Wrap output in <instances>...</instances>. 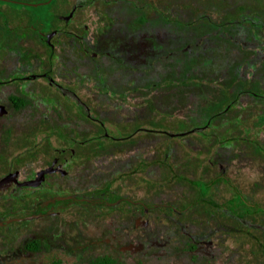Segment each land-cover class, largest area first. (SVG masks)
I'll return each mask as SVG.
<instances>
[{
	"label": "rangeland",
	"instance_id": "1",
	"mask_svg": "<svg viewBox=\"0 0 264 264\" xmlns=\"http://www.w3.org/2000/svg\"><path fill=\"white\" fill-rule=\"evenodd\" d=\"M22 3L8 6L35 16L46 27L45 0ZM58 4L55 11L62 16L74 5L81 6L67 22H54L72 33L59 34L65 43L53 51L51 76L92 111L97 106L92 115L104 126L90 123L72 99L46 80L28 83L30 98L11 84L0 92V101L16 94L27 104L9 108L0 119V173L16 155L23 168L19 179L29 177L56 150L72 148L74 159L87 156L80 167H71L65 184L78 175L83 185H122L127 177L133 191L146 188L148 197L158 193L178 207L193 198L199 180H206L208 163L221 164L248 201L264 208V0H58ZM74 34L82 35L81 48ZM11 41L14 45L4 41L0 47V57L7 59L1 76H10L21 62L25 73L44 70L48 56L44 42L34 35L28 49L25 41L14 37ZM240 89L248 93L238 97ZM235 98V105L224 109ZM209 116L208 127L194 131L207 124ZM104 132L114 138L133 134L130 140L115 143L104 138ZM71 137L93 139L78 146L70 144ZM211 188L209 195L216 201L230 196L222 183ZM7 193H0V201L13 206L27 198L25 188L10 198ZM203 210L191 212L187 222L195 234L213 239L215 257L172 247L175 264H264V216L237 222Z\"/></svg>",
	"mask_w": 264,
	"mask_h": 264
},
{
	"label": "flooded vegetation",
	"instance_id": "2",
	"mask_svg": "<svg viewBox=\"0 0 264 264\" xmlns=\"http://www.w3.org/2000/svg\"><path fill=\"white\" fill-rule=\"evenodd\" d=\"M0 2V47L4 41L14 45L11 41L14 37L17 41H25L29 49L36 35L48 50L44 70L36 74L25 73L21 62L10 76H1L4 75L3 65L7 59L0 57V92L16 84L20 92H25L24 96L30 98L31 92L26 88L28 83L37 79L46 80L49 87L72 99L79 113H84L90 123L99 129L103 128L104 124L99 117L92 115L98 107L94 106L92 111L93 107L82 102L72 89L62 86L51 76L54 70L53 51L57 44L65 43L61 42L59 34L72 33L55 27L54 22H67L81 4L74 5L67 16H62L55 11L59 5L58 0H45L44 4L49 6V15L44 27L35 16L8 6L23 5L22 0ZM81 38L82 35H73L78 47ZM91 56L94 58L96 54L92 52ZM6 101H0L4 111L0 119L7 116L10 110L27 104L25 99L16 94H9ZM209 120L207 124L194 128V131L208 127ZM77 121L79 125L82 124V121ZM132 134L114 138L107 132L103 133L104 138L115 143L130 140ZM92 139L87 137L77 140L71 137L69 142L81 146ZM74 156L76 152L72 148L56 150L52 158L34 168L29 177L22 179L19 177L23 168L17 165V156L9 158L6 170L0 173V193L8 192L10 198L25 188L27 198L16 203V206L10 201H0V264H175L172 247H184L183 252L194 256L215 257L213 239L197 235L191 230V222H187L191 212L197 214L198 211H194L203 208L204 213H219L237 222L246 219L253 221L264 216L233 217L227 212L234 191L226 185L230 178L221 164L215 166L208 163L210 173L206 180L199 181L204 183L213 179L214 183L206 191L196 185L193 198L181 202L177 207L171 202H164L158 193L148 197L146 188L133 191L127 184V177L122 185H83L79 183L78 175L71 180L72 183L65 184L64 178L70 175L71 167H80L87 155L82 154L79 159H74ZM218 177L219 181H216ZM27 181L29 185H21ZM219 183L230 190V196L222 201H216L209 195L211 187ZM237 189L246 204L258 206L248 201L243 192ZM176 231L183 236L182 240L177 239Z\"/></svg>",
	"mask_w": 264,
	"mask_h": 264
},
{
	"label": "trees",
	"instance_id": "3",
	"mask_svg": "<svg viewBox=\"0 0 264 264\" xmlns=\"http://www.w3.org/2000/svg\"><path fill=\"white\" fill-rule=\"evenodd\" d=\"M244 93H248V92H245V90L240 89L239 93L237 95L239 97L240 94H244ZM237 98H235L232 101H229L225 105L224 109H226V108L230 109L231 107H233L235 105ZM209 118L211 119L212 116H209L208 119ZM214 181L215 180H213V179H209L208 182H204V183L198 181L196 183V185L198 186V188H203V190L206 191V189L209 188V186L212 185L214 183ZM216 181H219V177L216 179ZM226 185L229 188H232V190L234 191V197L231 199V202L228 205L229 209L227 210V212L232 214L233 217H236L237 215L242 216V217H246V216H248V217H253V216L259 217V216L264 214V208H260L256 205L246 204V202L242 198V195L238 191L237 186L235 184H233L230 179H227Z\"/></svg>",
	"mask_w": 264,
	"mask_h": 264
},
{
	"label": "water",
	"instance_id": "4",
	"mask_svg": "<svg viewBox=\"0 0 264 264\" xmlns=\"http://www.w3.org/2000/svg\"><path fill=\"white\" fill-rule=\"evenodd\" d=\"M2 114H4V111L0 106V115H2ZM171 135H173V134H171ZM29 184H30V182L27 181V182L22 183L21 185H29Z\"/></svg>",
	"mask_w": 264,
	"mask_h": 264
}]
</instances>
